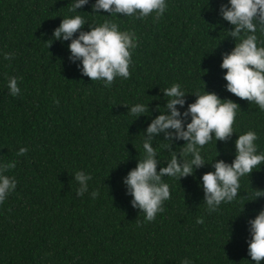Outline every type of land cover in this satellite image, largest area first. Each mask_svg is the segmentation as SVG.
I'll return each mask as SVG.
<instances>
[{
	"label": "trees",
	"instance_id": "16d2710c",
	"mask_svg": "<svg viewBox=\"0 0 264 264\" xmlns=\"http://www.w3.org/2000/svg\"><path fill=\"white\" fill-rule=\"evenodd\" d=\"M72 3L0 0V165L15 161L4 175L17 181L0 203V264H255L247 251L248 222L264 209V196L254 199L257 189L264 190V165L241 177L238 196L218 211L209 214L203 201L202 175L214 171L215 160H234L240 134L255 131L257 152L264 153V111L227 91L220 67L236 43L228 36L233 26L219 12L228 0H166L159 20L154 14L136 19L93 13L95 0L69 12ZM75 15L85 19L84 31L109 20L136 33L129 79L116 77L106 87L69 60L70 41L52 34L63 18ZM256 35L264 46L259 27ZM5 53L14 55L6 60ZM11 77L20 88L15 97ZM174 83L187 93L184 107L177 105L182 113L195 101L192 93L205 91L240 108L231 139L213 138L201 149L205 166L180 180L162 178L171 198L146 222L132 207L123 178L144 158L146 128L166 111L162 91ZM135 104L149 110L136 118L128 111ZM167 143L163 133L152 140L158 171L171 159ZM184 143L172 144L178 158ZM21 147L28 151L18 156ZM77 171L92 177L83 196L76 194ZM93 190H99L95 199Z\"/></svg>",
	"mask_w": 264,
	"mask_h": 264
},
{
	"label": "clouds",
	"instance_id": "9594fccd",
	"mask_svg": "<svg viewBox=\"0 0 264 264\" xmlns=\"http://www.w3.org/2000/svg\"><path fill=\"white\" fill-rule=\"evenodd\" d=\"M88 2L74 0L69 12H77ZM167 7L166 0H95L92 12L101 13L102 10L104 13L136 19H145L154 14L153 18L159 20ZM219 12L223 20L233 26L228 36L236 41L231 52L223 54L220 65L226 69V89L241 100L255 103L264 111V46H258L256 35L258 27L264 34V0H228V3L220 5ZM85 24V19L80 15L65 17L54 29L52 37L55 40L70 41L69 60L73 63L79 61L77 67L91 81L102 80L106 87H110L116 77L129 79L132 53L138 47L136 33L132 30L121 31L116 23L109 20L98 26L88 24L90 30L87 31L82 30ZM13 55L5 53L4 58L11 60ZM8 88L12 96L20 94L16 77L9 78ZM162 92L167 98L164 105L166 111H160L161 114L147 126L143 142L144 158L138 159L136 166L123 178L127 194L132 197V207L145 214L146 222L154 221L157 214L164 211V202L171 198L169 185L162 178L175 177L180 180L181 177L193 175L195 169L205 166L208 162L202 157L201 149L213 138L216 142L231 139L237 109L240 108L231 99H221L215 92L205 91V94L192 93L196 99L188 103L182 113L180 108L186 104L187 93L181 89V85L174 83ZM55 102L59 104V100ZM148 110L144 104H135L128 109L129 114L136 118ZM189 117L190 122L186 123ZM161 133L168 142L165 147L171 152V159L167 161V166L160 167L158 171L157 165L160 163L152 140ZM257 139L256 132L252 130L240 134L235 140L234 160L231 163L222 159L215 160L212 164L214 171L202 175L203 201L209 214L218 211L222 203L232 202L238 196L240 178L249 176L254 169L258 170L264 165V153L257 152ZM176 140L185 141L179 158L172 149ZM27 151L26 147H21L17 155H25ZM189 155L191 159H185ZM15 167V161L0 165V203L16 188L17 181L4 175ZM74 179L80 185L76 194L83 196L88 191L91 175L77 171ZM90 195L93 199L97 198L99 190H93ZM262 196L264 190L257 189L254 199ZM203 222L202 217L197 219V223ZM248 223L251 236L248 240V255L255 264H261L264 260V209ZM181 264H190V261L185 259Z\"/></svg>",
	"mask_w": 264,
	"mask_h": 264
}]
</instances>
